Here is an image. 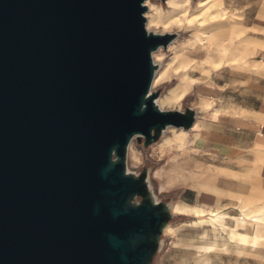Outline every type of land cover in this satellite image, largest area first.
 <instances>
[{
    "label": "water",
    "instance_id": "95a60500",
    "mask_svg": "<svg viewBox=\"0 0 264 264\" xmlns=\"http://www.w3.org/2000/svg\"><path fill=\"white\" fill-rule=\"evenodd\" d=\"M145 0H0V264H146L135 236L166 214L126 205L142 178L115 162L134 136L189 128L159 109Z\"/></svg>",
    "mask_w": 264,
    "mask_h": 264
},
{
    "label": "rangeland",
    "instance_id": "374dc122",
    "mask_svg": "<svg viewBox=\"0 0 264 264\" xmlns=\"http://www.w3.org/2000/svg\"><path fill=\"white\" fill-rule=\"evenodd\" d=\"M151 1L158 4L161 3L165 8L168 7L166 0ZM197 1L190 0L191 9H193ZM224 4L227 7L228 19L231 20L232 24H234V20L240 17V13H243L244 18L245 12L240 10V0H224ZM231 29L234 30L232 26ZM158 31H171L175 34V37L177 36L172 47L168 45L162 46L163 54L160 63L162 65L172 61L175 50L180 49L183 43L193 36V30L176 25L160 27ZM244 37L246 38V29H244ZM219 38V33H216L214 38L215 45L212 47L214 52H217ZM225 42L229 46H233L236 42V37L231 34V37ZM243 45L248 48L250 44L244 42ZM184 53L194 59L191 63L200 61L207 55L206 48L199 46L195 49H188ZM176 64L177 62L175 61L170 66L166 79L160 83L153 84L151 92H157V97L161 96V94L167 92L169 87L179 81L181 74L185 71L188 72L195 78V82L183 97L178 108L186 113L191 112L194 118L197 117L199 119L200 126L187 130L186 142L182 146L176 143L171 145L164 143L166 137H173L176 134L179 128L176 126H169L164 132L160 129L157 131V137L148 143L144 137L140 139L136 135L125 152L122 155L114 154L113 159L115 162L123 164L126 174L140 177L143 180L145 175H148L150 187L156 193V204L158 205L172 202L174 204L176 201L188 203L185 199L187 196L193 192L206 189L215 182L218 175H220L219 170L224 169L219 166L232 165L237 169L239 168L241 171L237 172L225 169L230 174L234 173V175L229 176H233L238 180L237 187L233 191L224 192L218 190L219 198L214 204L206 205L202 202L192 204L199 207L214 206L213 208H215L219 206L233 214H238L240 195L250 194L254 181L262 183V180L256 175V169L259 168L260 173V168L264 164V153L259 150L261 148L260 145L264 144V141L258 139L251 144H246L244 149L236 151L242 153L233 158L218 157L210 154L206 145L208 143V131L210 126L212 127V120L218 119L220 113L231 117L240 115L242 119L232 120V122L257 130V126L245 120L249 115L241 110L238 104H235L234 101H238V99L229 91L231 87H227L224 83V81L229 82L230 78L240 70H246V67H236L229 64L230 66H224L220 69L212 68L210 71L202 70L198 66L187 70L184 68L176 70ZM216 74L220 78V80L217 79V82L214 81ZM223 76H225L226 80H224ZM239 94L237 92V96ZM203 98H208L211 101V106L208 110H201L200 102ZM216 109H218L217 112L215 111ZM225 119L227 118L220 117V121ZM227 126L228 130H230V125L225 124V128ZM247 174H252L253 179H243V176H247ZM147 202L146 190L141 185L137 192L129 196L126 205L136 208ZM167 219L174 227H177L176 233L166 232L164 234L158 231L151 235L145 234L134 237L135 243L144 241L151 246V252L146 264H204L203 262L199 263L202 253L198 252L196 248L197 245L205 240L199 234L202 232L201 226L193 224V221L198 218L193 213H175L167 217ZM183 223L184 225L182 226L181 224ZM252 231L254 232V229ZM208 255L210 257L208 264H264V238L257 245H253V242L243 245L240 253L235 252L233 249L215 250Z\"/></svg>",
    "mask_w": 264,
    "mask_h": 264
},
{
    "label": "bare ground",
    "instance_id": "6f19581e",
    "mask_svg": "<svg viewBox=\"0 0 264 264\" xmlns=\"http://www.w3.org/2000/svg\"><path fill=\"white\" fill-rule=\"evenodd\" d=\"M168 7L165 8L161 3H154L151 0H145L147 6L144 15L146 17V28L149 32L164 33L158 31L160 27L176 25L181 28H189L193 30V36L185 41L180 49L175 50L172 61L162 65V46H159L153 51L154 76L153 84L160 83L167 78V72L173 62H177L175 69L188 68L198 66L202 70L219 69L228 64H242L245 58L244 49L245 42L244 30L241 22V17L234 20V24L228 19L226 5L224 0H198L196 5L191 9L190 0H166ZM231 26L234 28L231 29ZM171 32V31H165ZM232 32V33H231ZM219 33L217 43V52H214L212 47L215 45V35ZM232 36L236 37V42L233 46L226 44L225 40ZM174 37L168 46L172 47ZM206 48L205 58L200 61L191 63L192 58L185 55L188 49L196 47ZM213 50V51H212ZM195 78L188 72L180 75L179 81L168 88L167 92L161 94L155 99V106L159 109H180L182 99L189 91ZM211 106V101L208 98H203L200 102L201 110H208ZM218 109L215 111L217 112ZM200 126L199 119L194 118L193 123L189 128L179 127L173 137H166L165 144L184 145L186 142L187 130L194 129ZM169 126L162 127L164 132ZM133 137L129 141L127 147L131 145ZM260 152L264 153V144L260 145ZM220 174L234 175L228 173L225 169L219 170ZM256 175L262 180V183L254 181L253 189L250 194H241L239 197V213L233 214L228 210H224L219 206H195L185 202L176 201L174 204L167 203L159 205V209L166 214V219L161 224L160 232L166 234L176 233L177 227H174L167 217L175 213H193L198 219L193 221L194 225L201 226V238L205 239L201 244L197 245L198 252L202 253L199 263H209V253L215 250H234L237 253L242 252L243 245L253 242V245L264 238V178L259 173V168L256 169ZM245 180H252L253 175L247 174L243 176ZM244 181V180H243ZM147 193L149 202H157V196L154 190L150 187L148 175L141 183ZM230 222V223H229ZM182 226L184 225L181 224ZM254 229V232L252 231ZM153 236V235H152ZM232 244L236 245L233 246ZM206 254V255H204Z\"/></svg>",
    "mask_w": 264,
    "mask_h": 264
},
{
    "label": "crops",
    "instance_id": "0c3cea01",
    "mask_svg": "<svg viewBox=\"0 0 264 264\" xmlns=\"http://www.w3.org/2000/svg\"><path fill=\"white\" fill-rule=\"evenodd\" d=\"M240 10L245 12L244 18L243 13L239 12L243 30L246 29L245 43L247 42L250 45L244 49L245 58L242 60L244 63L231 65L236 67L245 66L246 70H240L230 78L229 82L224 81V83L227 87H231L229 91L238 99V101H234L235 104H238L241 110L249 115L245 120L253 123L258 128L254 130L232 122V120L242 119L240 115L231 117L220 113L218 119L212 120L206 146L210 154L224 158L238 156L242 152L238 153L236 151L244 149L246 144H251L258 139L264 141V0H240ZM223 78L226 80L225 76ZM217 79L220 80L216 74L214 81L217 82ZM237 92L240 93L239 96H237ZM220 117H226L227 119L220 121ZM225 124L230 125V130H228V126L225 128ZM221 127L223 128L221 129ZM210 144L211 146H209ZM219 167L228 169L231 172L241 171V169H237L232 165H221ZM260 175L264 178V164L260 168ZM237 184V178L220 174L211 186L193 192L185 199L191 205L200 202L206 205L214 204L219 198L218 190L231 192L237 187Z\"/></svg>",
    "mask_w": 264,
    "mask_h": 264
}]
</instances>
